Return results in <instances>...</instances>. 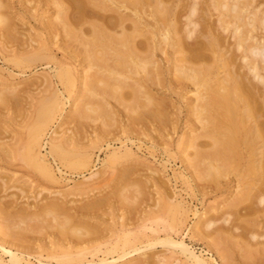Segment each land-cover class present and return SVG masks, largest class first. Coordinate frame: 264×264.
Returning a JSON list of instances; mask_svg holds the SVG:
<instances>
[{"label": "bare ground", "instance_id": "obj_1", "mask_svg": "<svg viewBox=\"0 0 264 264\" xmlns=\"http://www.w3.org/2000/svg\"><path fill=\"white\" fill-rule=\"evenodd\" d=\"M252 1L254 2V0H248V1L247 0H18L17 2L19 4V6L22 5L24 7V9L27 10V13L33 17V19H35V18H39V19L40 18H47V19L49 18L50 19L51 18L49 20V22L44 20L46 23H42V22L41 23L44 26L49 27L48 28L49 31H51V32L53 31L52 32L53 35L49 34L50 37L52 35V37H51L52 41H53V39L55 41H57L58 38L64 37L65 38L64 40L66 42L64 41V45H62V46H67L68 47V48L66 47L67 49H69V45L71 44V42L73 40L74 41L75 40L80 41V43L79 42L75 43L74 48L71 49V50H73V53L72 52L70 53V51L68 52L67 49L64 47L65 48L64 51L66 50V53H63L64 59H62V60L58 59L57 60L54 58L55 55H54V52H53L52 47L50 46L49 42L44 38L45 36L41 35V34H44V32L38 33V30H36L37 31L36 34H40V35H38V37L40 36V42H38V44L34 41L33 38H31V36H28V37H30L32 43L34 41L36 43V45L31 47L30 43L27 41L29 43V45H27V46H30L29 48H27V46L25 44H23L26 46L27 49L25 48L24 51L21 49L23 51L22 53H20L18 55L17 54L15 55L14 53L9 55V56H12L14 66L16 64V65H18V68H21L19 66H24V67H26V69L28 66H25V65H29L28 62H31L35 59L40 58L39 60H41V61L43 60L42 58H46V60L44 59V61H47V60L49 61L50 59H51V61H52V59L54 61L56 60V62L59 63L60 67L56 68L55 73H53V74L56 76V78H58V81L63 85L66 92H63L62 89H59L58 87H56L57 86L56 84H55L56 86L52 85L53 79L51 78V76H48L47 74H45L44 76H42V78L38 77L39 80L44 81L45 84L47 83V85H48V86L44 87V83L41 85L39 82H35L36 85H37V83H39V86L41 85V87L43 89V90L39 89V91H42V92L45 91L43 93H45L46 95L41 96V94H39L41 97H39L37 99V101L33 98V100L36 102V104L34 105V103H32L33 106L32 105L31 106L33 107V110L31 109L32 110L31 112H29V110H27V112L30 113V114L27 113L28 117L23 115L24 119H22L23 116L20 114V117L22 116L21 120H23V122L22 121H18V122H20V123L22 122L21 124H23V125H21L19 123L20 126H18V127L16 126L18 129L14 130V133L11 132L12 134H11V136H9V138L11 140L10 139L8 140L6 135H4V133L6 131L4 133L2 132L3 135H0L1 136V138H0V158H3V159L4 158L5 159L10 158L9 160L15 159V160H17V162L15 163V165L16 164L18 165V166L16 165L17 169H21V167H23V168L28 170V168H29V170L31 169V170L37 171L38 174L42 178H44L50 182H57V183L60 182V180L62 178V176H61L62 168L57 167L59 170V174H57V172L53 166L54 164L52 165L51 162L49 161V158L47 157V154L45 152H42L41 146L43 143V138L44 137H45V139L47 138L46 133H47L48 127L51 125V122L54 121V119L57 117V115L62 112L63 107H65L64 103H65V101H67L69 95L71 94V91H72L74 84H75V80L77 78L76 73L73 69V68H75L74 65L72 66V65L67 64L64 66L63 64L64 63L66 64L68 62V58L73 57V55L78 52L77 48H79V47L76 48V44L79 45V44L83 43V45H81V46H83V52H84V55H82V57H84V61L86 60V63H87V68L85 67L83 69L84 71H82V72L80 71L82 73L80 80L84 85L83 91L85 90V91L89 92L90 94H95L92 91V89L95 88L96 84H94L93 82L97 81V83H98V80H101V82L106 81V79H107V78H105L106 75H107L106 77H111L113 79L112 80L110 78V80L115 81L114 86H112L113 83L111 84V86L113 88H115L116 93L120 92V91H117V89L123 88L124 87L123 85H125V88L128 87V86H126L128 84L132 85V87L130 86L132 88V93H131L132 99H131L130 95H128V97L130 98L131 101L129 99L128 100L131 103L129 104V106H127L128 104L125 102L127 100H125L123 102H125L127 105L121 104L122 105L121 108H124L123 106L128 107L129 111L127 108H125V110L127 109V111L129 112L128 116L130 117L131 122L135 121V123H136V121H137V125L138 124L141 125L140 123H138V121L139 122H141V121L145 122L146 121V124H147V121H152V120L153 121L156 120L157 122L161 121L162 124L163 123L169 124V122H171V126L174 125V127H173L174 129H176L175 127H177L179 125V123H180V121L178 122L179 119L178 120L174 119L175 122H173V120H170V116L167 117L169 115V113L167 115V112H166L167 110H165L166 107L164 105H166V104L163 105L161 100H159L160 99L159 96H157L155 93H153V91L151 90V86H153V85H157V87H159V85L163 84V85L168 86L169 89H173V91H175L176 87L179 86L178 88L180 90H177L178 88L176 89V91H177L176 93L178 94V96H180L179 97L180 104L179 105L177 104V106H176V108L178 109V112L182 111L181 106L186 107V106H189V104H190L189 109H188L189 110L188 115L193 116V122L195 125H198V127L195 126L196 127L195 128L193 126V127H190V129L188 128L189 130L187 129V131H186L184 129L185 128V126H184V128H183L184 130L181 133H179L177 139H175L176 140V146L178 147L179 145H181L180 147L182 148V152L188 151V154H187V152L184 153V156H185V154H187V155L185 158L182 159V161L184 162L185 167L188 168L190 166L188 169L193 167V171L191 172V177L193 176L192 178L194 179L195 186H196L195 189L197 188L200 195L203 196L205 193H208V192H214V193L217 192V193H220L222 195L225 194V198H224L225 208L223 209V207H222L220 209V210L223 209L220 216L207 215L206 209L201 211V213H195V220L193 222V225H191V228L195 233H199V234L201 233V235L203 234L202 231H205L206 234L211 233V232L215 233V234L211 233V234H213V238L210 239L211 241L210 240H208V241H210L209 243L211 245L213 243L214 244L216 243L215 245H217L218 244L217 241L219 239L218 237L221 236V235H219L220 231H223V230L230 231V230H232V229L234 230L235 228L238 227V225H239L238 221L239 220L236 217V215L239 214L238 215L239 219L246 217L245 215H244L245 217L243 216V214H246L245 212L243 213L241 211V213H239L241 209L246 208V210L248 209L250 211V212L248 211L249 213L246 214L247 216H250V213L252 211L251 215H253V212H254V214H259V215L262 214V216H260V217L263 218V214H264V39H262L263 37L257 36L256 33H254V32L257 29L258 30L261 29L260 31H263L262 28H264V14H261L259 11L256 13L255 12L256 9L255 10L253 9L254 13H252V15L249 14L252 10H250L249 13L244 12L242 10L244 7L246 8V6L249 3H250L249 7H251ZM253 4L254 3H252V5ZM260 4H261V2L259 3V6H260ZM262 5H263V2L261 4V6ZM8 6L10 8V6H12V5H9L8 3H2V1L0 0V27H2L3 29H5L6 27L8 28L9 23H11V22L13 23L12 19H14L13 16H10V14L8 15L5 13L6 9H8L6 7H8ZM42 6L45 9L44 13H42V11H39L40 9L42 10ZM11 8H13V7H11ZM49 9H51V10L53 9V11H51ZM46 10H48V11H46ZM212 10H215V11H213L214 13L217 11L220 12L221 10L222 11L224 10V12L226 13V17L224 18V16L222 17L221 15H218L216 19L214 18L218 23H215V20H212V18H211L213 16ZM17 11H20V10H17ZM247 11H249V10H247ZM19 13L21 16L24 17L25 14H23L21 11ZM258 13H260L262 16H258L259 15ZM31 16H29V17L31 18ZM8 18H12V19H8ZM83 24H84V27H85V25H87L86 29H83L84 31L82 30V28H84ZM3 26H5V27H3ZM7 28L5 29L6 31L8 29H12L15 27L10 26V28H8V29ZM77 28L79 29L78 31H80L79 34H77ZM3 29H0V31ZM16 30H17V28H16ZM225 31H227L229 33V35L234 37L233 42H231L232 44L226 43L229 40L226 41L227 38H226L225 33H227V32H225ZM10 32H12V30ZM256 32H258V31H256ZM11 34L12 33H10V35ZM60 36H63V37H60ZM2 37H3V35H2ZM228 38H229V36H228ZM231 38H229V39H231ZM255 38H257V39H255ZM62 40H60V41L62 42ZM69 41H71V42L69 43ZM61 42H59V43H61ZM66 43H69V44L66 45ZM62 44H63V42H62ZM58 46L62 47V46H60V44H58ZM81 46H80V48H81ZM168 47H171L170 48L171 51L168 49ZM0 48H1V46H0ZM54 48H57V47H54ZM80 48H79L80 52H78V55L81 54L82 48L81 49ZM4 50H7V49H4ZM74 50L76 51V53ZM13 51H14V48L12 50H8L9 53L10 52L12 53ZM4 52H6V51H4ZM157 52L160 53L161 55L164 54V57H166V58H169V56H170V59H169L170 65H166V66L164 65L163 66V64H161L159 62V59L156 56ZM9 56L5 57V61H7L6 58H8V59L10 58ZM76 57H78V56H76ZM108 58H111L114 61L113 64L114 65L117 64V66H119L118 64H121V65L127 64L126 66L127 67L129 66V68H127L129 71H127V72H130V73L129 74H122V73L116 72L115 69H113V70H115V71H113V70L107 68L108 69L107 71L104 70L107 72V74H105L104 71H102L104 73V76H102L103 74L101 76H98V74H100V72H101V70L98 67H96V65L99 61L100 62L106 61L107 65L106 64L104 65L105 68L108 65L109 66L111 65V67H112L111 63H109V62L107 63ZM72 59L75 61V59H77V58H72ZM162 59H164V58H162ZM9 60H11V59H9ZM82 60H83V58H82ZM108 60H110V59H108ZM112 60H111V62H112ZM38 61H37V63H38ZM51 61H50V63H51ZM13 62H11V63H13ZM94 65H95L94 70H96L97 68H98V70H100V72L98 70H96L97 72H95V73H97V74H95L93 72L94 70H92L94 68ZM99 67L104 69L103 65L102 66L100 65ZM170 67H171L172 73H169V72L168 73L173 74L172 79L176 80V81L173 82V80L168 79L167 84H165L164 73L166 72L165 70L167 68H170ZM1 69L2 68H0V72H1ZM29 69H30V66H29ZM22 70H23V68H22ZM89 71H90V73H89ZM23 72H24V70H23ZM91 72H92V74H91ZM11 73H12V71L10 72L9 76H12ZM93 73L95 75H93ZM13 75H15V73ZM167 76H169V75H167ZM127 78L128 79L130 78L131 80L129 81V80H127ZM107 80H109V78ZM34 81H35V79H34ZM187 81H188V83L190 82L192 84V86L194 87L193 91L195 93H193V95H190V96H192V99L189 96L185 95V94H187V92L182 90V88L186 85ZM107 82L108 81H106V83ZM178 83H179V85L177 86ZM29 84H32V83H29ZM93 84H94V86H92ZM32 85H29V86L32 88ZM49 85L50 86L52 85V86L50 88L51 91L48 94V92H47L48 90L46 89V87L49 88ZM102 85H103V83H102ZM39 86H37V88ZM24 87H22V88L20 87V90L23 91ZM130 87L128 89H125V91L129 90ZM16 88L18 89L19 86H16ZM33 88H35V87H33ZM109 88H110V86H109ZM14 89L10 88L9 91L7 90V88H6L7 91L2 90V89L0 90V109L3 110L4 108H6V105H9L11 100H13V99H14V101H17V102H15V105L17 104V108L21 105L24 106L23 104L19 105V103H18V100L21 99L20 97H18V99L14 98L17 94V92H16L17 89L16 90H14ZM27 89L25 88V90H27ZM159 89H160V87H159ZM122 90L124 91V89H121V91ZM35 91H34V93H35ZM102 91H104V90H102ZM18 92H19V90H18ZM139 92H141V94L144 93L143 94L144 95L143 100L139 99V95H140ZM30 93H31V90H30ZM30 93H29V95L31 97ZM38 93L39 92L36 93L37 96H38ZM63 93H65V94L67 93V95L65 96ZM89 93H88L87 97L86 96L85 97L87 99L90 98L91 102L94 98L98 99V98L102 97V96H100V97L98 96V98H96L97 95L95 94L93 96H96V97L92 98L91 95L89 96ZM104 93H106V92H104ZM26 94H27V92H26ZM86 94L87 93H85V95ZM112 94H114V93H112ZM121 94L123 95V93H121ZM173 94H175V93H173ZM120 95H119V98L123 97V96L120 97ZM106 96H108V94H106ZM126 96L127 95L125 92L124 97L126 98ZM27 97H28V95H26V97H24V99H26ZM64 97H65V99H64ZM82 98H84V97H82ZM86 98L84 99V101L85 102L87 101V102L85 103L83 101V103L85 105L87 104L89 106L90 103H88V100ZM115 98L117 99V97H115ZM141 99H142V97H141ZM122 100H124V99L122 98ZM104 101H105V98H104ZM19 102H22V100ZM97 102H98V100H97ZM106 103H108V101ZM12 104H14V102ZM24 104H26V102H24ZM29 104H31V103H29ZM109 104H111V103H108V106H107V104L104 106V104H102V102L100 103V101H99V104L98 105L96 104L97 107L95 106V108H96L95 110L97 111L96 114L98 113L99 117L100 116L103 117L100 114L104 113L105 116L107 115V117H105L106 119H104V118L103 119L107 120V124H110L111 126L110 125L109 126L111 128L113 127L112 124H114L113 128H118L119 125L116 127L117 123L115 124V122H117L120 118H118V120H116L117 114L110 112V111H112L111 109H106V107H111V105H109ZM115 104H116V102H115ZM117 104H119V103L117 102ZM3 105H5V106H3ZM93 105H95V104H93ZM170 105H168V106H170ZM9 106H7V107H9ZM80 106H82V108H84L83 104H81ZM75 107L78 109L74 108L72 110L76 109V111L79 110V112H77V115L75 114L72 117H75V116L78 117L79 115L81 116L82 114L80 113V109H82V108H79L78 104ZM85 107H87V106H85ZM164 107H165V109H164ZM171 107H172V105H171ZM6 109H8V108H6ZM10 109L11 108H9L8 111H10ZM22 109H20V111ZM88 109L90 110L89 115L85 116L88 114V112L85 115L83 114L84 117H87L86 120L84 118V121H87L88 117L91 116L90 114H91V111L94 109V107L89 106ZM24 110H25V114H26V108H24ZM84 110L85 111H83V112L86 113V108ZM4 112H5V109H4ZM113 112H116V111H113ZM74 113H76V112H74ZM98 114H97V116H98ZM20 117L17 119L20 120ZM25 117L28 119H26ZM101 117L99 119H101ZM96 118L97 117H95L94 120ZM25 119H26V121H25ZM78 119H81V121H82L81 123H83L82 118H78ZM13 120H15V117H13ZM92 121L93 120H91V122ZM93 122H95V121H93ZM118 122H122V121H118ZM186 122H189V118L184 120V123H186ZM96 123H97V121H96ZM102 123H103V120H102ZM104 123H106V122H104ZM128 123H129V121H128ZM128 123H125V124H127V126H128L129 125ZM107 124H105V126ZM146 124H145V126H146ZM149 124H150V122H149ZM164 124H163V126H165ZM120 126L122 127V125H120ZM130 126H132V125H130ZM52 127H50V128H52ZM103 127H104V125H103ZM110 127L107 128V131H108V129H109V131L111 130ZM166 128H165V130H163L164 131L163 133H165ZM129 129H131V128H129ZM149 129H150V131L152 130L151 128H149ZM149 129H148V131H149ZM103 130H105V129H103ZM140 130H139V132H140ZM170 130H172V129H170ZM116 131L113 130V132H116ZM143 131L144 130H142L141 132H143ZM123 132L124 131H122V133H120V135L123 134ZM2 133H0V134H2ZM53 133H55L56 135H53V134L50 135L49 140H47V142H48V147H49L48 153H50L52 155L51 158H53L54 161L57 158V159H59V161H57V162L61 163L62 165L61 164L60 165L62 167L68 166L69 168L73 167V168L79 169L82 167L85 169L86 167L91 166V163H92L91 162L92 161L91 154H94V151L91 153V151L89 149H93V148H86V147H84V144L81 145L83 147H77V145L75 143V141H76L75 138H72V137L67 138V137L62 136V133H67L66 130L64 132L63 131H61V132L60 131H54ZM91 133H93V132H91ZM154 133L156 135V132H153V134ZM166 133H167L166 137L167 136L169 137L170 135H168L169 134L168 131H166ZM45 134H46V136H45ZM75 134H76V132H75ZM93 134L95 135V133H93ZM132 134H135V133H132ZM2 136H4L6 141H9V143H6L5 139ZM7 136H8V134H7ZM95 136H97V135H95ZM135 136H136V134H135ZM137 136L139 137L140 135H138V133H137ZM82 137L84 138L85 135ZM2 138H3V140H2ZM73 139H75V141ZM144 139L147 140L148 138H144ZM119 140H120L119 145H117V146L116 145L111 146L108 143V146L109 147L111 146V147L109 148V151H107L108 153L104 159L107 160V162L109 163L111 168L113 167L114 162L121 155L122 156L118 160L123 158V156H124L123 154H126L125 156L127 159H128L127 155H129V156L132 155V157H133V155H136L139 158L140 155L138 156L137 153H139V152H137V151H140V149L142 147L141 145L144 143L143 142L142 144L139 143V145H136L134 139H132V138H127L125 140L119 139ZM77 141L79 142V140H77ZM80 141H82V140H80ZM83 142L86 143L84 141V139H83ZM98 142H100V140ZM128 142L130 144H128ZM149 142H151V141H149ZM94 143H96V142H94ZM134 144L136 145L135 146L136 149H134L132 147V146H134ZM168 146L166 145V148H168ZM98 147L100 148L99 144H98ZM42 148H44V146ZM100 149H102V148H100ZM151 149H153V148H151ZM165 152L167 153L166 150H165ZM169 152L170 151L168 150V153ZM142 153H145V152L142 151ZM142 156H140V157L142 158ZM168 156H170L172 158L170 153ZM144 157H146V156H144ZM166 158H169V157H166ZM54 161H52V162H54ZM124 162H126V161H124ZM10 163H12V162H10ZM59 163H57V164H59ZM162 164H163L162 165V167H163L162 171L165 170L164 168H168V167H165L166 166L165 163H162ZM105 165H104V168L107 167V165L106 166ZM149 166H151V165H149ZM127 167L129 168V166H127ZM131 167H130V169L135 168V167L134 168H131ZM136 168H138V167H136ZM149 168H147V169L151 170L150 175H151V173L154 174V172H156V171H158V172H156L157 174L161 173L160 169H157V168L152 169L151 167H149ZM123 169H126V166ZM74 170H76V169H74ZM122 171L126 172L127 169L122 170ZM167 171L168 170L166 169L164 172L168 173ZM105 172L103 171V172H99V173L105 174ZM130 172H131V170H130ZM16 173L17 172L15 171L14 174L16 175ZM100 174H98V175H100ZM176 174L179 175V177L181 176L182 179L184 180V182L186 183V185L190 187L189 189L191 191H193V187H192L191 182H190L191 179L189 180V178L187 177V175H185V173L183 171L179 170L178 173H176ZM154 175H156V174H154ZM120 176H122V175H120ZM127 176H129V175H126L124 177V179H125V180L123 179L124 182H128L127 179H129V178H127ZM158 177H159V175H158ZM26 178H28V177H26ZM64 178H66V177H64ZM121 178H123V177H121ZM148 178H150V177L148 176ZM152 178H153V176H152ZM166 178H167V176H166ZM166 178H164V179H166ZM174 178H176V176ZM233 178H235L234 179L235 190H234V192H231V191L228 192L229 191L228 188L230 185L229 183L231 181H233ZM0 179H2L1 176H0ZM164 179H162V177H161V180H164ZM123 180H121V181L118 180L119 184H123L124 183ZM139 180H142V179H139ZM147 180H145V181H147ZM149 180H152V179H149ZM164 181L165 182L161 181V183H162L163 187H166L167 182H166V180H164ZM168 182L170 183V179ZM164 183L166 184V186L163 185ZM124 184L122 186L119 185V187H121L120 189H123L125 191ZM130 184H132V182ZM133 184H136V182L134 181ZM126 185H129V184H126ZM126 185H125V187L130 186V185L129 186H126ZM140 185H142L141 182H140L139 186H137V185H135V186L138 189V187H140ZM152 185H154V183H152ZM3 186H5V185L1 184L2 188H3ZM143 186H144V184H143ZM143 186H142V188H144ZM131 187H133V186H131ZM75 189L77 190L78 187H76ZM75 189H72V192H73V190L76 191ZM80 189H82V188H80ZM80 189H78V191H80ZM83 189L81 192H83V191L85 192V188H83ZM117 189H119V188L117 187ZM117 189H116V191H118ZM166 189H167L166 195H168V196H164V198H163V196H162L163 193L161 192L162 194H161L160 198H162L163 200L161 199L162 202H160V203H163L164 207L166 206L168 208L169 215L172 216V221H171V216H170L171 222H168V223H172L173 228L175 229V226H176V228L180 227L184 223V221L186 220L187 213H190V212H188V209H190L189 208L190 206H188V204L185 202V200L183 198H179L178 196L173 195L175 192L173 193V191L172 192L169 191L171 189H169V188H166ZM68 190H71V189H68ZM123 190L118 191V195H119V197H122L125 199V198H127L128 194L126 195L123 192ZM78 191L76 193H78ZM159 192H160V190H159ZM69 193H71V192H63V195L60 194L62 196H60V195L59 196L62 198L63 197L67 198L68 196H70V195H68ZM113 193H117V192H115V190H114ZM129 193H132V192L129 191ZM134 194L137 197L138 193L136 194L133 192L132 197H135ZM180 194H181V192H180ZM118 195H116V196H118ZM192 196H194V195H192ZM195 196H196V194H195ZM129 197H131V196H129ZM56 198H58V196ZM58 199L60 200V201H58V203H56L54 201L55 200L54 199L50 205L45 202V206L43 204H41L40 207H42V205H43L44 206L43 208L46 207V211H48L52 207L53 208L55 207L54 210H56V208H57V210L58 209L60 210V207H62L61 204H63V202L61 201L60 198H58ZM128 199H130V198H128ZM39 200H38V203L42 202ZM69 200H70V198H69ZM125 200H127V199H125ZM59 202L60 203L62 202V203L59 204ZM123 202L125 203V201H123ZM48 203H49V201H48ZM95 203L98 204V202H95ZM119 203L122 204V202H119ZM126 203H128V202H126ZM160 203L159 204L155 203L156 205L153 204V206H158V205L162 206V204H160ZM92 204H93V208H94V203H92ZM92 204H91V206H92ZM131 204H133V203L131 202ZM137 204L139 205V203H137ZM88 205L90 206V204H88ZM10 206H11V202H10ZM10 206H8V207H10ZM37 206H39V205H37ZM49 206H51V207H49ZM3 207H4V205H3ZM3 207H1V205H0V209H2ZM63 207H64V204H63ZM81 207H83V206H81ZM135 207H136V205H135ZM212 207H213L212 209H209V211L211 210L210 213L213 212L212 211L213 209L214 210L216 209L215 206H212ZM6 208H7V206H6ZM47 208H49V209H47ZM86 208H88V207L86 206ZM162 208H163V206H162ZM3 209H5V208H3ZM40 210H42V208ZM57 210H56V212H54L56 215L54 216V214H53V216H54L53 218L56 219L57 217H59V218H57L59 220L61 217L63 218V219H61L62 221L58 220L59 222H57V224L55 222L56 228L59 229V231L62 233V235H70L71 234L73 236L74 233H77V236H78L79 233L80 232L82 233L83 229H85L87 227V225L86 226L85 225L84 226L78 225V226H80L78 228L73 227L72 225L68 224L70 218L65 213L67 210L64 209L65 214L62 212L63 210H61V213L64 216H62V215L60 216L61 213L57 214L59 212V211L57 212ZM6 211L7 210H3V213H5ZM35 211H34V214H37V211L36 212ZM46 211L44 210L46 217H47V215L52 214L51 209L48 212H46ZM153 211L156 212L157 209H154ZM23 212H24V207H23V210H20V214H22ZM40 212L43 214L42 211H40ZM85 212H87V210L84 211V214H85ZM151 212L152 211H150V214H151ZM6 213L2 214L5 218H6ZM232 213L235 216H232ZM42 214L38 213V215H36V216L37 217L39 215L43 216ZM74 214H76V213H74ZM7 215H8V213H7ZM240 216H242V217H240ZM46 217H45V220H46ZM50 217H51V215H50ZM50 217L48 216L47 218H50ZM71 217H72V215H71ZM153 217H151V222H152V219H154ZM233 217L234 218L236 217V219L238 221H234ZM21 218L23 219V216ZM258 218H259V216H258ZM38 219H40V218L38 217ZM51 219L52 218H50V220ZM250 219H251V217H250ZM254 219H255V217H254ZM240 220H242V219H240ZM247 220H248V218H247ZM3 221H5L4 223L7 226L4 227L3 226L4 223H2V227L6 228V229L1 232L0 236H2V235L8 236L9 235V237H12L11 235H13V236L15 235V237H16V235H18L20 230L16 231L15 229H17V228L19 229V227L15 228L16 227L15 226L14 227L15 231H13L11 227H8L9 226L8 224H11V223H8L9 221L4 220V218H3ZM22 221H24V220H22ZM138 221H140V220H138ZM13 223H15V222H13ZM148 223H149V221H148ZM168 223H166V224H168ZM241 223H243L244 225L246 224L245 220H243V222L241 221ZM30 224L32 226V222H30ZM50 225L51 224H49V226ZM172 225H171V229L173 230ZM81 226H83V227H81ZM114 226L112 228H115L117 225L115 227ZM145 226L148 227L146 229H150L153 232H158L159 229L166 232L165 229L170 227V226L166 227L167 226L166 225L164 227L165 229H163L159 225L154 226L153 224H150V225L147 224ZM145 226H143V227H145ZM7 227H8V229H7ZM34 227H36V226H34ZM53 227L55 228V226H53ZM183 227H184V225H183ZM20 228L22 229V227H20ZM79 228H83V229L80 231ZM89 228L90 227H88V230L85 229V232L92 230ZM181 228H182V226H181ZM28 229L30 230V228H28ZM28 229H25V230H28ZM49 229H50V227H49ZM23 230H24V227H23ZM128 231H130V230H128ZM128 231L126 230V232H124L123 239H122V236H120L122 239V241H121V239H119L121 241V243H119L120 248H118V243H117L118 240H116V239H115L116 242L114 241L111 244L105 243L104 246L100 242L99 243L94 242V244L91 243V244H93V247L90 246V244H89L85 248L81 247L82 249L80 248L79 250L77 248H76L77 250H75L72 247L70 250H69V248L64 249L63 247H60L59 244H56V245H58L56 247L61 250L59 257H58V258H61V261H59V262H63V264H73V262H75V261H77V262L78 261H81V262L87 261L88 263H91V261L93 259L86 258V252L87 251L90 252L93 249V251H95V252H92V253L90 252V253L92 255L97 254V251H103L102 250L103 248L101 247V246H103L104 249L106 248L105 253H109L110 251L115 252L119 249H120V251L119 252L117 251L118 256L114 257L112 260H110L109 257L104 256L102 258H99V261H97L96 263H98V264H110L111 262H113L117 259H121L120 262L118 261L115 264H127L129 259L128 258L126 259V256H129L130 254L134 253L135 251L141 250L142 249L141 247H143V246H144L143 248H145V246H149V245L154 244L155 242H157V243L159 242V243H162V245L167 244L166 246H169V247L171 246L173 249V250H171V252H172L171 254H173V252L176 248H179L182 251V255H184L185 259L181 260L180 264H218V262L215 259L213 262V261L205 258L203 256V254L196 253V251L194 249H192L190 246H188V244H186L184 240L176 241L173 238H170L171 233H169V235L167 234L168 233L167 232L164 235H158V236H154V237L149 236L150 238L146 239V243L145 244L142 243L143 245L139 244L140 245L139 246L137 243H135V241H134L135 239L132 238L133 236L130 235L132 239L130 238V236H128V234H127ZM227 231H226V233H227ZM36 232H37V230H36ZM88 233H91V232H88ZM92 233L95 235L96 231L93 230ZM86 234H87V232H86ZM221 234H223V232ZM228 234H229V232H228ZM257 234H258L257 232L256 233L252 232L251 233L252 239L255 238V236H258ZM94 235H91V236H94ZM216 235H217V238H215ZM227 236H226V238H227ZM87 237H88V239H86V238L85 239L89 240L88 242H90L93 239L92 238L90 240L89 236H87ZM205 237L207 238V236H205ZM235 237L236 236H234L233 240L236 239ZM6 240H8V238H6ZM2 241H3V239H2ZM2 241L0 240V250H1L0 251V264H9V262L11 264L12 263L13 264H31L28 260H27V263H24L25 260L22 261L23 258H21L22 256L20 257L18 255V252H16L17 250L13 251L11 248H8V246L5 245L6 243H3L5 241H3V242ZM17 241H20V240H17ZM93 241H94V239H93ZM219 241H220V239H219ZM249 241H248V243L250 244ZM10 242H11V240H10ZM60 242H61V240H60ZM103 242H107V241H103ZM251 242H252V240H251ZM235 243H239L238 238H237V242H235ZM230 245H228V246H230ZM234 245H236V244H234ZM251 245L253 248H256L255 245H253V244H251ZM56 247H55V250H56ZM90 247H92V248H90ZM249 247L251 248V246H249ZM25 248L26 247H24V249ZM252 251L255 252V250H252ZM250 252H249V254H252V252L251 253ZM256 252H258V250H256ZM51 253H53V252H51ZM261 253L263 256L264 252L262 251ZM7 254L9 255V258H10L9 260L5 259L6 258L5 255H7ZM56 254L57 253H55V256H56ZM127 254H129V255H127ZM222 255H223L222 256L223 258L225 256H227L224 254H222ZM258 255L259 254L257 253V256ZM4 256H5V258H4ZM252 256H254V255H252ZM262 256L260 254V258ZM41 257H42V255H41ZM56 258L57 257H55V259ZM97 260H98V258H97ZM225 260H226V257H225ZM56 261H58V260L56 259ZM130 261H132V260H130ZM222 261H223V259H222Z\"/></svg>", "mask_w": 264, "mask_h": 264}, {"label": "rangeland", "instance_id": "obj_2", "mask_svg": "<svg viewBox=\"0 0 264 264\" xmlns=\"http://www.w3.org/2000/svg\"><path fill=\"white\" fill-rule=\"evenodd\" d=\"M1 1H2V3H8L9 5H12V6H10V8H9V6L6 7L9 10L6 9L5 13L8 14V15L10 14V16L14 17V19L8 18V19H12V21L14 23L13 24L10 21L11 23H9V27L8 28H10V26L15 27V28L8 29L6 27L8 29L7 30L9 32L8 33L5 30L6 28L3 29L2 27H0V29H3V30L0 31V35H1L0 36V46H1V48H0V68H2L1 72H0V90L2 89V90H5V91H7V90L9 91L10 88H13V89L15 88L14 90H16L17 89L16 86H19V88L16 91L17 94H16V96L14 98L18 99V97H20L21 99L19 98L20 100H18V103H19V105H21V104L24 105V106H22V105L19 106L18 105L19 107L17 108V104L15 105V102H17V101H14V99H13V100H11V102L9 104L10 106L5 104L6 108H8V109L11 108L10 111H8V109L3 107L5 105L2 106L5 109V112H4V109L3 110L0 109V133H2V132L4 133L6 131L4 133V135H6L7 139L9 140L10 139L9 136H11V134H12L11 132L14 133V130L18 129L17 127L20 126V124L23 122V120H21V117L23 115L28 117V114H30V113H28L27 110H29V112H31L33 110L32 103H34V105L36 104V102L33 100V98L37 101V99L39 97H41L42 95H46L45 93H43L45 91L42 92V91H39V89H42L41 85L43 83H44V87L48 86V85H47V83L45 84L44 81L39 80L38 77L42 78V76H44L45 74H47L48 76H51V78L53 79V82H52L53 84L52 85L56 84L57 85V86L55 85L56 87H58L59 89H62L63 92H66V90L63 87V85L58 81V78H56V76L53 74V73H55L56 68L60 67L59 63L56 62V60L54 61L52 59V61H51V59H50L49 61L48 60L44 61V59L46 60V58H42L43 60L41 61V60H39L40 58L39 59H35L36 61L33 60L31 62H28L29 65H25V66H28L27 69H26V67H24V66H19L21 68H18V65H16V64H15V66H16L15 67L14 66V62L12 60V56H9V55H11L13 53L15 55L16 54L18 55V54L22 53L25 50L26 46L29 45V43H30L31 47L35 46L36 43L38 44V42H40V36L38 37V35H40V34H36L37 33L36 30H38V33L44 32V34H41V35L45 36L44 38L49 42L50 46L52 47V50H53L54 55H55L54 56L55 59H57V60L58 59H60V60L64 59L63 58V53H66V50L64 51V49L67 46H62V45H64V41H65L64 40L65 38L63 36H60V37H63V38H58V40L59 39L60 40L63 39L62 40L63 44H62V42L60 40L59 41L57 40L58 41L57 42V41H55L53 39V41H54L53 42L52 39H51V37L53 35V33H52L53 31L52 32L49 31V29H48L49 27L44 26L42 24V23H46L45 21L49 22V20L51 18L50 19L49 18L48 19L47 18H40V19L39 18H35V19H33V17L27 13V10L24 9V7L22 5L19 6V4L17 2L18 0H1ZM260 2H261V4L263 2L262 6L260 4L261 7L259 6ZM252 3H254V4L252 5ZM252 3H251V7H249L250 6L249 5L250 3H249L247 5L248 7L246 6V8L244 7L242 10L244 12H248V13L250 12V10H252L249 13V14L252 15V13H254V10L256 9L257 10V11L255 10L256 13L259 11L261 14H264V11H263L264 10V0H254V2L252 1ZM11 7H13V8H11ZM17 10H20L23 14H25L24 17L21 16L20 13H19L20 11H17ZM49 10H51V9H49ZM247 10H249V11H247ZM39 11H42V13H44L45 12L44 7L42 6V10L40 9ZM46 11H48V10H46ZM51 11H53V9ZM213 11H215V10H212V15H213V16L211 15L212 16L211 17L212 20H215L218 15H221L222 17L224 16V18L226 17V13L224 12V10L223 11L221 10L220 12L216 10L217 12H215V13ZM260 13H258L259 15L258 14L257 15L258 16H262ZM29 16H31V18ZM215 23H218V22L215 20ZM3 27H5V26H3ZM83 27H84V24H83ZM86 27H87V25H85V27L82 28V30L86 29ZM16 28H17V30H16ZM262 29H263V31H260L261 29L260 30L257 29V30H255L254 33H256V35L259 36V37H263L262 39H264V28H262ZM11 30H12V32H10ZM78 30L79 29L77 28V34L80 33V31H78ZM256 31H258V32H256ZM225 32H227V31H225ZM10 33H12V34L10 35ZM49 34H52L51 37H50ZM225 34H226V38H227L226 41L229 40L226 43L232 44L231 42H233V40H234L233 38L234 37L229 35L228 32L225 33ZM2 35H3V37H2ZM28 36H31V38H33L36 43L34 41L32 43L30 37H28ZM228 36H229V38H231V37L232 38L229 39ZM255 39H257V38H255ZM25 41L26 42L28 41L29 43L28 42L26 43ZM59 42H61V43H59ZM70 42L71 41H69V43ZM76 42L80 43V41H76V40L74 41L73 40L71 42V44L69 45V49H67L68 47L66 48L68 52L70 51V53L71 52L73 53V50H71V49L74 48V45H75ZM69 43H66V45H68ZM23 44H25L26 46L23 45ZM58 44H60V46H62V47H59ZM77 45L78 44H76V48L77 47L80 48V46L83 45V43L79 44L78 46ZM30 46H27V48H29ZM54 47H57V48H54ZM13 48H14V51L12 53L11 52L9 53L8 50H12ZM79 48H77L78 52H80ZM81 48H80L81 49V54L80 55H78V52L76 53V51L74 50L77 55L74 54L73 57L68 58V62L66 64L65 63L63 64L64 66L67 65V64L68 65H72V66L74 65L75 68H73V69H74V71L76 73V77L77 78L75 80V84H74V87H73V89L71 91V94L69 95L67 101H65V103H64V106L66 108L63 107L62 112L60 114H58L59 116L57 115V117L54 119V121L51 122V125L48 127V130H47V133H46L47 136L45 134V136L47 138L46 139H45V137L43 138V143H42V146H41L42 152H45L47 154V157L49 158V161L51 162V164L52 165L54 164L53 166H54L57 174H59V170H58L57 167L62 168V170H61L62 171V173H61L62 178H61L60 182H58V183L57 182H50V181L42 178L38 174L37 171L31 170V169L29 170V168L27 170V169H25L23 167H21V169H17L16 167L18 165L17 164H16L17 166L15 165V163L17 162V160H15V159L11 158L12 160H9L10 158H7V159L4 158L5 159L4 160L3 158H0V163H1L0 164V168L2 169V170L0 169V176L2 177V179H0V205H1V207H3V205H4L3 208H5V209H3V208L0 209V234H1V232L3 230L6 229V228L2 227V223L5 222V221H3V218H4V220H8L9 221L8 223H11V224H8L9 225L8 227H11L13 231H15V230L19 231L20 230V232L22 233L21 234L19 232L18 235H16V237H15V235L14 236L11 235L12 237H9V235L8 236H3L2 235L0 237L5 242H3L1 238H0V240L3 243H6L5 245L8 246V248H11L13 251L17 250L16 252H18V255L20 257L22 256L21 258H23L22 261L25 260L24 263H27V260H28L31 264H43V263L44 264H56V263L57 264H63V262H59V261H61V258H58L61 250L56 247V246H58L56 244H59V246L63 247L64 249H66V248L68 249L69 248V250H70L71 247H72L75 250H77V249L79 250L81 247L85 248L89 244H90V246L93 247L94 242H96V243L100 242L104 246L105 243L111 244L114 241L116 242V240H118L119 241V242L117 241L118 248H120L119 247V243H121V241H122V239L124 237L123 236L124 232H126V230L127 231L130 230V231L127 232L128 236H130V235L133 236L132 238L135 239L134 241L138 245L142 244V243L145 244L146 243V239H149L150 237H154V236H158V235H164L165 233L168 232L167 233L168 235H169V233H171L170 235L172 237L170 236V238H173L176 241L184 240L185 243L188 244V246H190L192 249H194L196 251V253L203 254V256L205 258H207V259H209V260H211L213 262H214V259H215L218 262V264H221V263L222 264H227V263L228 264H264V255L262 256V253H261L262 251L264 252V250H263L264 249V214H263V218H262V217H260V216H262V214H260V215L259 214H254V212H253V215H254L253 216V215H251L252 214V211H251L250 216H247L246 214L249 213L250 211L248 209L246 210V208L245 209L243 208L244 210L241 209L239 213H241V211L243 213L245 212L246 214H243V216L245 215L246 217L245 216L244 217L246 219L245 218H240V219H242V220H240L239 216H238L239 214L236 215L233 212L236 215V217L238 218V220H239L238 221L236 219V217L235 218L233 217L234 221H238L239 225L234 230L232 229L230 231H227V230L220 231L219 235H221V236L218 237V238L220 239L221 242L218 239V241H219V242L217 241V243L219 244V245L217 244L218 246L215 245L216 243L215 244L213 243L214 245L213 244L211 245L209 243L211 241L210 239L213 238V234H215V233L211 232L213 234H211V233H207L206 234L205 231H202L203 234L201 235V233L200 234L199 233H195L192 230V228H191V225H193V222L195 220V213H201V211L206 209V211H207L206 214L207 215L220 216L222 210L225 208V203H224L225 194L222 195V194L217 193V192H215V193L214 192H208V193H205L203 196L200 195V193L197 190V188L195 189L196 186H195V181L192 178L193 176L191 177V172L193 171V167L188 169L190 166L188 168L185 167V164L182 161V159L185 158L186 155L188 154V151L182 152V148L180 147L181 145H179L177 147L175 139H177L179 133H181L184 129L187 131L188 128L190 129V127H193V126L194 127L195 126L198 127V125L194 124L193 116L188 115V112H189L188 109H189L190 104H189V106H186V107L181 106V109H182L181 112L180 111L178 112V109L176 108L177 104L178 105L180 104V102H179V97L180 96H178V94L176 93L177 92L176 89L179 87L178 86L179 83L177 84L178 87H176L175 91H173V89H169L168 86L163 85V84L159 85L160 89H159V87H157V85H153L152 84L153 86H151V90L153 91V93H155L157 96H159V98H160L159 100H161L163 105L164 104H166V105L167 104L168 105L171 104L172 105V107H171V105L170 106L164 105L166 107V109H165V107H164V109L167 110L166 111L167 115L169 113V115L167 117L170 116V120H173V122H175L174 119H177V120L179 119L178 122L180 121V123H179V125L177 127H175L176 129L173 128L174 127L173 124H172L173 126H171V122H169V124L165 122L166 124L163 123L165 125V126H163L161 121L157 122L156 120L155 121L152 120L153 122L152 121H147V124H146V121L145 122H143V121L139 122L138 121V123H140L141 125H139V124L137 125V121H136V123H135V121L131 122L130 117L128 116L129 109H128L127 106H129V104L131 103L130 102L131 100L128 97V95H130V97L132 95L131 94L132 93V88H131L132 85H129V84L126 85V86H128L126 88H125V85H123L124 87L122 86L123 88H121V87L120 88L124 89V91L123 90L121 91V89H117V91H120V92L116 93L115 88L112 87V86H114L115 81H112L113 79L111 77H106L107 76L106 75L105 78H107V79L109 78V80L106 79V81H108L107 83H106V81H104V82L102 81L101 82V80H98V83H97V81H95L96 83L93 82L94 84H96L95 85L96 89L95 88L92 89L93 87L91 89L97 95V97L93 96L95 94H90L89 92H87L85 90L83 91L84 85L81 82L80 77L82 76L81 72L84 71L83 69L85 67L87 68V63H86V60L84 61V57H82V55H84L83 46H81ZM170 48L171 47H168L169 50H170ZM4 49H7V50H4ZM4 51H6V52H4ZM6 56L7 57L9 56L10 57L9 59H11V60L6 58L7 61H5V57ZM76 56H78V57H76ZM156 56L158 57L159 62L161 64H163V66L164 65L165 66L166 65H170V61H169L170 56H169V58H166V57H164V54L161 55L158 52L156 53ZM72 58H77V59H75V61H74ZM82 58H83V60H82ZM162 58H164V59H162ZM108 59H110V60H108ZM108 59H107V63L108 62L111 63L112 67H111V65L110 66L108 65L105 68L104 65L106 64V61L105 62H100L99 61L97 63V65L95 64L96 67H98L101 70V72L104 71V70L107 71L108 70L107 68H109L111 70L115 69L116 72H119V73H122V74H129L130 73V72H127V71H129L127 69V68H129V66L128 67L126 66L127 64H125V65L122 64L123 66L121 64H118L120 67L117 66V64H115L117 66L116 67L113 64L114 61L111 58H108ZM111 60H112V62H111ZM37 61H38V63H37ZM50 61H51V63H50ZM11 62H13V63H11ZM95 65H94V68L92 70L95 69ZM100 65L101 66L103 65L104 69L100 68L99 67ZM29 66H30V69H29ZM22 68H23L24 72H23ZM98 68L96 70H98ZM96 70H94L93 72L94 73L97 72ZM100 70H98V71L100 72ZM115 70H113V71H115ZM11 71H12L13 74L15 73V75H13L11 73V75L13 77L9 76ZM90 71H89V73H90ZM106 71H104L105 74H107ZM165 71L167 73L166 72L164 73V76H165L164 77L165 78L164 81H165V84H167L168 79L173 80L172 79L173 78V76H172L173 74H169V73H172L171 67L167 68ZM101 72H100V74H98V76H101L102 74H103L102 76H104V73L103 72L101 73ZM94 73H93V75L97 74V73H95V74ZM91 74H92V72H91ZM167 75H169V76H167ZM110 78L112 80H110ZM34 79H35V81H34ZM127 80L130 81L131 79L127 78ZM174 81H176V80H173V82ZM35 82H39L41 85L39 86V83H37V85H36ZM29 83H32L33 85L29 84ZM102 83H103V85H102ZM94 84L92 86H94ZM111 84H112V86H111ZM29 85H32V88ZM37 86H39V87L37 88ZM51 86L49 85V88L46 87V89L48 91L44 88L48 92V94L51 91V89H50ZM109 86H110V88L111 87L112 88L110 89ZM20 87L21 88L24 87V90L23 91L20 90ZM33 87H35L36 89L33 88ZM129 87H130V89L125 91V89H128ZM6 88H7V90H6ZM25 88L26 89L28 88V89L25 90ZM193 88L194 87L192 86V84L190 82L188 83V81H187L186 85L182 88V90L187 92V94H185V95L189 96L192 99V96H190V95H193V93H195L193 91ZM32 89L33 90L35 89L37 92H39L38 96L36 94L37 92L34 90L35 91V93H34V91ZM18 90H19V92H18ZM30 90H31V93H30ZM102 90H104V91H102ZM177 90H180V89L178 88ZM26 92H27V94H26ZM104 92H106V93H104ZM125 92H126V95H127L126 98L124 97ZM172 92L175 93V94H173ZM29 93L31 94V97H30ZM85 93H87V94L85 95ZM88 93H89V96L91 95L92 98L93 97L98 98V96L99 97L100 96H102V97L104 96V97L103 98L100 97L98 99L94 98L95 100L93 99L92 102H91L90 98L89 99L86 98ZM112 93H114V94H112ZM119 93L120 94L123 93V95L122 94L120 95ZM39 94H41V96ZM63 94L65 96L67 95V93L66 94L63 93ZM106 94H108V96H106ZM139 94H140L139 95V99L143 100L144 99L143 98V96H144L143 94L144 93L141 94V92H139ZM26 95H28V97L26 99H24V97H26ZM119 95H120V97L121 96H123V97L119 98ZM140 96L142 97V99H141ZM82 97H84V98H82ZM115 97H117V99ZM85 98L88 100V103H90L89 106H93L94 107V109H93L94 111L93 110L91 111V114H90L91 116L88 117L87 121H84V118L86 120L87 117H84L83 114L85 115L88 112V114L85 115V116H88L90 110L88 109L89 106L87 104L85 105L83 103ZM104 98H105V101H104ZM122 98L124 100H122ZM64 99H65V97H64ZM131 99H132V97H131ZM21 100H22V102H19ZM97 100H98V102H97ZM106 100L108 101V103H111L109 105H111V107H112V108L111 107H106V109H111L112 111H110V112L117 114L116 120H118V118H120L118 121H122V122H118V121L115 122V124L117 123L116 127L119 125L118 126L119 129L118 128H113L114 124H112V123H111L113 125L112 128L110 127L111 126L110 124H107V120H104V119H106L105 117H107V115L105 116L104 113L100 114V115L103 116V117L100 116L101 119H99L100 118L99 114L97 113L98 116L96 114L97 111L95 110L96 109L95 106L97 107V105L99 104V101H100V103L102 102V104H104V106L106 104L108 106V103H106L107 102ZM125 100H127V101H125ZM23 101L26 102V104H24ZM114 101L116 102V104H115ZM123 101H125L128 105L125 102H123ZM13 102H14V104H12ZM117 102L119 104H117ZM29 103H31V104H29ZM80 103L84 105V108H82V106H80L81 105ZM77 104H78L79 108H82V109H80V113L82 114L81 115L82 117L80 115H79L80 117L79 116L78 117H76V116L72 117L75 114L77 115V112H79V110L76 111V109H78V108L75 107V106H77ZM93 104H95V105H93ZM121 104L127 105V106L126 107L123 106L124 108H121L122 107ZM12 105L13 106L15 105L16 107L15 106L13 107ZM7 106H9V107H7ZM85 106H87V107H85ZM24 108H26V114L28 113L27 115L25 114ZM74 108H76V109L72 110ZM85 108H86V113L83 112V111H85L84 110ZM125 108H127L128 111H127V109L125 110ZM20 109H22V110L20 111ZM73 111L76 112V113H74ZM113 111H116V112H113ZM20 114L22 115L21 117H20ZM12 116L15 117V120L20 117V120H18V119L16 121L13 120ZM95 117H97L96 118L97 120L96 119L94 120ZM78 118H82L83 119V123H81L82 122L81 119H78ZM187 118H189V122L184 123V120L187 119ZM22 119H24V116H23ZM26 119H28V118H26ZM26 119H25V121H26ZM91 120H93L95 122H93V121L91 122ZM102 120H103V123L104 122H106V123L103 124ZM18 121H22V122L20 123ZM96 121H97V123H96ZM128 121H129V123H128ZM149 122H150V124H149ZM125 123H128L129 125L127 126V124H125ZM105 124H107L108 126L106 125L107 126L106 127ZM145 124H146V126H145ZM21 125H23V124H21ZM103 125H104V127H103ZM120 125H122V127ZM130 125H132V126H130ZM184 126H185V128H184ZM50 127H52V128H50ZM108 127L111 128L110 131L108 129L109 132L107 131ZM128 127L131 128V129H129ZM148 127L151 128L152 130L153 129L154 130L150 131V129ZM165 128H166V131H168V133H169L168 135H170L171 137L170 136L166 137V134H167L166 131H165V133H163L164 132L163 130H165ZM103 129H105V130H103ZM134 129L135 130L137 129V130L135 131ZM148 129H149V131H148ZM170 129H172V130H170ZM65 130H66L67 133H62V136L67 137V138L68 137L75 138L76 141L79 140L80 143L78 141H77L78 142L77 143L75 141V139H73L75 141L77 147H83L81 145L84 144V147H86V148H93V149H89L91 151V153L94 151V154H91V157H92L91 166L86 167L85 169L82 168V167L79 168V169L73 168V167L69 168L68 166L62 167L61 166L62 164L57 162V161H59V159L56 158L55 161H54V159L51 158L52 155L50 153H48V148L49 147H48L47 140H49V136L50 135H52V134L56 135L55 133H53L54 131H60V132L63 131L64 132ZM113 130L114 131L117 130V131L113 132ZM139 130H140V132H139ZM142 130H144V131L141 132ZM122 131H124L126 134L123 132V134L120 135V133H122ZM75 132H76V134H75ZM91 132L95 133V135H97V136H95ZM153 132H156V135H155V133L153 134ZM3 133L0 134V135H3ZM132 133H135L136 136H137V133H138V135H140L139 136L140 138L138 136L136 137L135 134H132ZM7 134H8V136H7ZM84 135H85V137L83 138L82 136H84ZM125 136L126 137L128 136L127 138L134 139L136 145H139V143L142 144L144 142L141 145L142 146L141 149H140L141 152L137 151V152H139V153H137L138 156L139 155L140 156L143 155L142 156L143 159L140 156H139V158H140L139 159L136 155H133V157H132V155H130V156L127 155V157H128V159H127L126 156H125L126 154H123L125 157L123 156V158L118 160L122 156L121 155L114 162V165L111 168V166L109 165L107 160L104 159L106 157L107 153H108L107 151H109V148L112 145L113 146L119 145V141H120L119 139H124V140L127 139ZM2 137L5 139L4 136H2ZM0 138H1V136H0ZM3 138H2V140H3ZM144 138H148L149 140L148 139L145 140ZM83 139H84V141L86 143L83 142ZM98 139L100 140V142H98L99 141ZM80 140H82V141H80ZM149 141H151V142H149ZM5 142L9 143V141H6V139H5ZM94 142H96V143H94ZM97 143L99 144L100 148H102V149H100L98 147ZM108 143L111 145L110 147L108 146ZM128 144H130V143L128 142ZM135 144H134V146H132L134 149H136V147H135L136 145ZM166 145L167 146L169 145L168 148H166ZM43 146H44V148H42ZM151 148H153V149H151ZM163 148L167 151V153L165 152V150ZM168 150L170 151L169 153L172 156V158L170 156H168L169 155ZM142 151L145 152V153H142ZM185 152H187V154H185V156H184ZM144 156H146V157H144ZM166 157H169V158H166ZM52 161H54L55 163L52 162ZM124 161H126V162H124ZM10 162H12V163H10ZM57 163H59V164H57ZM162 163H165V165H166L165 167H168V168H164V169L165 170L167 169L168 170L167 172L169 174L164 172L165 170L162 171V169H163V167H162L163 164ZM105 164L107 165L106 168H104ZM149 165H151V166H149ZM125 166H126V169H127L128 172L127 171L126 172L122 171V170H126V169H123ZM127 166H129V168ZM130 167L131 168L135 167V168L134 169H130ZM136 167H138V168H136ZM149 167H151L152 169H154V168L155 169L156 168L160 169L161 173L157 174L156 172H158V171H156V172H154V174H156V175H154L153 173H151V175H150V171L151 170H149L150 169ZM147 168H149V169H147ZM74 169H76V170H74ZM129 169L131 170V172H130ZM179 170L183 171L185 173V175H187L189 180L191 179L190 182H191V185L193 187V191H191L189 189L190 187L186 185V183L184 182L182 177L180 176L181 177L180 178L179 175L176 174V173H178ZM15 171L17 172L16 175L14 174ZM103 171L104 172L106 171L105 174H100L99 173V172H103ZM98 174H100V175H98ZM120 175H122V176H120ZM126 175H129V176H127V178H129V179H127V181L129 183L128 182H124V180H125L124 177ZM158 175H159V177H158ZM148 176L150 178H148ZM152 176H153V178H152ZM160 176L162 177V179L166 178V176H167V178L164 179L167 182V186H166L165 183L163 184L166 187L162 186L161 181H163V182H165V181L161 180ZM173 176L174 177L176 176V178H174ZM26 177H28V178H26ZM64 177H66V178H64ZM121 177H123V178H121ZM119 178L121 180L124 179L123 182L125 184L123 182L122 183L124 184L125 191L123 189H120L121 187H119V185H121V186L123 185V184H119V181H121ZM139 179H142V180H139ZM147 179L148 180L152 179V180L148 181ZM169 179H170V183L168 182ZM234 179L235 178H233V181H231L229 183L230 185H229V188H228V190H229L228 192H230V191L234 192V190H235V188H234V186H235ZM145 180H147V181H145ZM134 181L136 182V184H133ZM139 181L142 183V185H140V187L142 188V186L144 184V186H143L144 188H142V189L140 187H138V189L136 188L135 185L139 186V184H140ZM131 182H132V184H130ZM151 182L154 183V185H152ZM1 184L5 185V186H3L4 189L1 187ZM126 184H129L130 186L126 185ZM125 185L129 186V187H125ZM131 186H133V187H131ZM76 187H78V189L85 188V192L84 191L81 192L82 189H80V191H78V189L76 190L75 189ZM117 187L119 189H117ZM166 188L171 189V190H169V189L168 190L171 191V192L173 191V193L175 192L173 195H176L179 198H183L185 200V202L188 204V206H190L189 207L190 209H188V212H190V213H187V217H186V220H185L186 222L184 221V223L181 225L182 228H181V226L176 228V226L174 225L175 226V229H174L172 223H168V222L172 221V216L169 215L168 208L166 206L164 207L163 203H160V202H162L161 201L162 198H160L162 193H163L162 194L163 198H164V196H168V195H166L167 194V191H166L167 189ZM68 189H71V190H68ZM72 189H75L76 191L73 190V192H72ZM116 189L118 191L123 190V192L126 195L128 194L127 198H125L128 201L125 200L122 197H119L118 191H116ZM114 190L117 193H113ZM159 190H160V192H159ZM77 191H78V193H76ZM129 191L132 192V193H129ZM63 192H71V193L68 194L70 196H68L67 198H65V197L62 198L60 196L63 195ZM133 192L136 193V194L138 193L137 197H136L135 194H134L135 197H132ZM180 192H181V194H180ZM60 194H62V195H60ZM195 194H196V196H195ZM56 195L58 196V198L61 199V201L64 204V207H63V204H61L62 202L61 203L59 202V204H61L62 207H60V210L59 209L57 210V208H56L57 212L59 211L57 214H60L61 210H63L62 212L64 213V209H65V210H67L65 212L66 215H68L69 218H70L68 224H70V225H72L73 227H76V228L80 227L78 225H83V226L87 225V227L86 228L84 227V228L86 230H88V227H90L89 229H92V230L86 231L87 232V234H86L85 229L79 228L80 231L82 229H83V231H82V233L80 232L78 236H77V233H74L73 236L71 234L70 235H62V233L59 231V229L56 228V224H57V222H59L63 218L61 217L60 220L57 219L59 217H57L56 219L53 218L56 215L54 213V212H56V210H54L55 207L54 208L52 207V208H50L52 210L51 211L52 214L48 213L49 215H47V217L48 216L50 217V215H51L50 218H52L53 220L52 219L50 220V218H47L46 214L44 213V210L46 211V207L43 208L45 206V202L50 205L51 202H53V200L55 199L54 201L56 203H58V201H60V200L58 198H56L57 197ZM116 195H118V196H116ZM192 195H194V196H192ZM129 196H131V197H129ZM69 198H70L71 201L69 200ZM128 198H130V199H128ZM38 200L42 201L43 203L39 202L40 203L39 204ZM48 201H49V203H48ZM123 201H125V203ZM10 202H11V206H10ZM95 202H98V204L95 203ZM119 202H122L123 205L121 203H119ZM126 202H128V203H126ZM131 202L133 204H131ZM92 203H94V208H93V204ZM137 203H139V205ZM155 203L156 204L157 203L158 204L159 203L162 204L163 208H162L161 205L160 206L159 205L158 206H153V204H155ZM41 204H43L44 206L42 205V207H40ZM84 204L88 208H86V206ZM88 204H90V206ZM91 204H92V206H91ZM37 205H39V206H37ZM135 205H136V207H135ZM6 206H7V208H6ZM8 206H10V207H8ZM81 206H83V207H81ZM212 206H215L216 209L215 210L213 209L212 210L213 212L210 213L211 210L209 211V209H212L213 208ZM23 207H24V212L22 214H20V210H23ZM49 207H51V206H49ZM222 207H223V209L220 210ZM41 208H42V210H40ZM47 209H49V208H47ZM50 209L48 211H50ZM154 209H157V211L154 212L153 211ZM3 210H7L6 212L8 213V215L5 212L6 213V218L2 215V214H5V213H3ZM35 210L37 211V214H34ZM83 210L84 211L87 210V212H85V214H84ZM40 211H42L43 214ZM48 211H46V212H48ZM150 211H152L151 214H150ZM38 213L43 215V216H40V215L38 216L41 220L38 219V217L36 216V215H38ZM74 213H76V214H74ZM233 213H232V216H235V215H233ZM53 214H54V216H53ZM70 214L72 215V217H71ZM61 215L64 216L62 213L60 214V216ZM257 215L259 216V218H258ZM22 216H23V219L21 218ZM170 216H171V221H170ZM45 217H46V220H45ZM151 217H153L155 219V220L152 219V222H151ZM240 217H242V216H240ZM250 217H251V219H250ZM254 217H255V219H254ZM247 218H248V220H247ZM22 220H24V221H22ZM138 220H140V221H138ZM243 220H245V223H246L245 225L246 226L243 223H241V221L243 222ZM148 221H149V223H148ZM13 222H15V223H13ZM30 222H32V226H31ZM55 222H56V224H55ZM166 223H168L169 225L166 224ZM49 224H51V225L49 226ZM147 224L148 225L153 224L154 226H156V225L158 226L159 225L163 229H165L164 227L166 225H167L166 227H169V226L170 227L165 229L166 232H164L161 229H159L158 232H153L150 229H146V228H148L147 226H145ZM171 225H172L173 230L171 229ZM183 225H184V227H183ZM3 226L6 227L7 225L4 223ZM34 226H36V227H34ZM53 226H55V228ZM83 226H81V227H83ZM113 226L115 228H112ZM143 226H145V227H143ZM8 227H7V229H8ZM14 227L15 228L19 227V229L17 228V229L14 230ZM20 227H22V229ZM23 227H24V230H23ZM49 227H50V229H49ZM28 228H30V230ZM25 229H28V230H25ZM36 230H37V232H36ZM93 230L96 231V234H97V235L95 234L96 236L92 233ZM226 231H227V233H226ZM88 232H91V233H88ZM222 232H223L224 235L221 234ZM228 232H229V234H228ZM252 232H255V233L257 232L258 236H255V238L252 239V236H251ZM86 235L89 236L90 240L93 238L94 241L92 239L90 242H88L89 240H86V239H88V237ZM91 235H94V236H91ZM217 235L215 236V238H217ZM225 235L226 236L228 235L227 238H226ZM120 236H122V239H121ZM131 236H130V238H131ZM205 236H207V238ZM234 236H236L235 240H233ZM6 238H8V240H6ZM237 238H238V242L239 243L241 242L240 244L239 243H235V242H237ZM119 239H121V241ZM250 239L252 240V242H251ZM10 240H11V242H10ZM17 240H20V241H17ZM60 240H61V242H60ZM208 240H210V241H208ZM103 241H107V242H103ZM248 241L250 242V244L248 243ZM91 243H93V244H91ZM158 243L155 242L154 244L149 245L150 247L149 246H145V248H143L144 247L143 246V247H141L142 248L141 250L135 251L134 253H132L130 255L127 254V255H129V256H126V259L127 258L129 259L127 264H163V263L164 264H180L181 263L180 261L185 259L184 255H182V251L179 248H176L177 250L175 249L173 254H171L172 253L171 250H173L171 246L169 247V246H166L167 244L162 245V243H159V244ZM234 244H236V245H234ZM251 244L255 245L256 248H253ZM228 245H230V246H228ZM103 246H101L103 248L102 249L103 251H97V254H94L95 256L91 254L92 252H95V251H93V249L90 251L91 253L89 251L86 252V258H91L95 262L93 260L91 261V263H88L87 261H82V262L81 261H78V262L75 261V262H73V264H98L96 262L99 261V258H102V257L106 256V257H109L110 260H112L114 257L118 256V252L120 251V249L117 250L118 252L117 251H115V252L110 251L109 253H105V249L106 248L104 249ZM249 246H251V248ZM24 247H26V248L24 249ZM55 247H56V250H55ZM92 247H90V248H92ZM252 250H255V252L252 251ZM256 250H258V252H256ZM250 251L252 252V254H249ZM51 252H53V253H51ZM54 252L57 253L56 256H55ZM221 253L224 254V255H227V256H225L226 260H225V257L224 258L222 257L223 255ZM257 253L259 254L258 256H257ZM260 254L262 256L261 258H260ZM41 255H42V257H41ZM252 255H254V256H252ZM5 256H6V258H5ZM5 256H4L5 259H7V260L10 259L8 254L5 255ZM55 257H57L56 259L58 261H56ZM97 258H98V260H97ZM222 259H223V261H222ZM120 260L121 259H117V260L111 262L110 264H115L118 261L120 262ZM130 260H132V261H130ZM9 264H11V263L9 262Z\"/></svg>", "mask_w": 264, "mask_h": 264}]
</instances>
